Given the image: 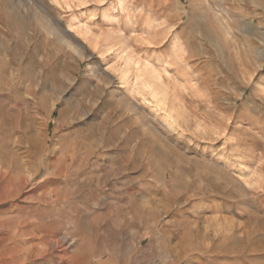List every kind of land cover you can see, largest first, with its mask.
Masks as SVG:
<instances>
[{
    "label": "rangeland",
    "instance_id": "rangeland-1",
    "mask_svg": "<svg viewBox=\"0 0 264 264\" xmlns=\"http://www.w3.org/2000/svg\"><path fill=\"white\" fill-rule=\"evenodd\" d=\"M0 264H264V0H0Z\"/></svg>",
    "mask_w": 264,
    "mask_h": 264
},
{
    "label": "bare ground",
    "instance_id": "bare-ground-1",
    "mask_svg": "<svg viewBox=\"0 0 264 264\" xmlns=\"http://www.w3.org/2000/svg\"><path fill=\"white\" fill-rule=\"evenodd\" d=\"M219 16H221V13L217 12L216 13V18H217V23H218V26L221 27L225 33L234 39V34H233V26H231V22L228 21V19H222L220 18ZM41 17V16H40ZM222 17V16H221ZM230 20V19H229ZM72 26V25H71ZM78 28H80L78 26ZM48 29L50 30L49 32L52 33L55 31L54 27H52L51 25L48 26ZM81 29V28H80ZM82 30V29H81ZM79 33V32H78ZM83 34V33H82ZM85 35V34H84ZM71 44V43H70ZM91 44V43H90ZM97 45V44H96ZM119 53L120 54H126V50L124 48H121L119 50ZM128 54V53H127ZM126 56V55H124ZM128 56H132V55H128ZM127 56V57H128ZM125 57L126 59L125 60V64H124V74H123V77L129 79V73L130 71L135 68V66L138 65V63H136L132 58H127ZM145 75L150 79L149 82H147V88L153 93V95L160 101V98L162 97V94H163V91L162 89L160 88L159 84H160V77L159 75L157 74H154V73H149V72H146ZM126 82V81H125ZM128 83V81H127Z\"/></svg>",
    "mask_w": 264,
    "mask_h": 264
}]
</instances>
